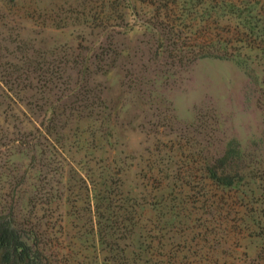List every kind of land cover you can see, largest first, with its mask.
Wrapping results in <instances>:
<instances>
[{
	"label": "rangeland",
	"instance_id": "1",
	"mask_svg": "<svg viewBox=\"0 0 264 264\" xmlns=\"http://www.w3.org/2000/svg\"><path fill=\"white\" fill-rule=\"evenodd\" d=\"M112 1L123 0H0V79L10 64L34 78L13 112L39 119L87 82L89 99L103 102L91 108L99 121L71 123L63 136L65 176L42 167L41 184L56 196L42 217L75 254L72 264H104L113 248L131 264H242L264 245V53L247 49L264 15L237 1L230 26L244 12L252 28L230 39L241 55L189 63L168 42L157 55L158 35L143 23L156 21L149 0H132L139 20L124 1L109 10L103 30L97 11ZM128 22L138 23L113 30ZM188 41L186 53L202 46ZM53 70L60 79L38 88Z\"/></svg>",
	"mask_w": 264,
	"mask_h": 264
},
{
	"label": "trees",
	"instance_id": "2",
	"mask_svg": "<svg viewBox=\"0 0 264 264\" xmlns=\"http://www.w3.org/2000/svg\"><path fill=\"white\" fill-rule=\"evenodd\" d=\"M15 1L17 5L18 2ZM123 1L121 3L112 1L109 6H106L108 2L102 3L100 11L97 12L103 30H108L112 22L107 12L118 10L122 2L125 3L124 9H130L136 20H139L136 17L138 16L137 5L132 0ZM199 1L197 5L193 0H149V4L154 8L153 16L156 21L159 20V23L147 20L143 23L154 29L158 35L157 55L164 52L167 42L168 46L171 45L173 48L171 53L174 54V58H178L180 62L187 60L193 63L198 59L209 57L233 59L241 55L230 50V39L234 36L240 38L247 28L252 29L250 28L251 15L243 16L244 12H238L240 22L235 28L230 26L232 18L228 15L237 16L236 12L240 9L235 7H239L237 1L240 0ZM241 2H244V5L247 3L258 6V12L264 15V0ZM29 8L26 7V10ZM242 19L244 22L239 25ZM186 21L192 29L191 37L182 35V22ZM179 22L182 24L180 25ZM131 25L129 22L125 25L117 23L112 27L113 30L133 28ZM220 27H223L221 32L217 30ZM188 40L201 42L202 46L186 53L184 47L187 46ZM247 49L264 53V32L258 33L256 39L250 41ZM31 72L33 71L23 66L10 64L2 71L3 81L0 79V160L3 161L0 165V184L2 185L0 186V264H72L77 260L75 254L58 242L61 235L54 230V225L51 226L49 221L46 223L42 217L45 207L56 202L54 201L56 196L47 192L41 184L42 167L47 169V177L49 168L55 174H58L60 170V175L65 176L66 166L69 165L67 160L65 163L60 160V157L64 159L62 155L65 154L61 147L63 149L66 147L61 142L63 136L67 130L73 128L71 123H76V127H82L91 120L99 121L100 114L91 108L100 106L103 102L89 99L91 91L87 89L89 88L87 82L80 88L84 89L85 94L80 92L81 96L78 97L77 85L76 88L68 90L65 88L67 92L65 90L64 92L68 96L59 98L49 105L47 104L49 98L45 96L44 91L42 99L47 107H42L44 113L39 115V119L32 116L28 118L23 110H19L21 115L16 114L13 112L11 103H21L22 95H25L29 89H35ZM47 72L44 83L38 88H46L48 83L53 84L60 79L57 74H54L57 71ZM36 82L39 84L42 81L39 78ZM49 92L46 91V94L48 95ZM60 102L63 104L58 105ZM11 118L15 123L13 126L10 122ZM105 136H108V133ZM232 152L233 150L229 151V153ZM12 166L15 167L14 170L11 169ZM91 226L92 233L96 237L99 232L95 231V224L92 221ZM101 244L106 246L103 241ZM113 244L111 248L114 247ZM111 250H114L113 257L105 259L104 264H131L130 257L125 256L124 253L122 256L118 248ZM242 264H264V245L254 257L243 261Z\"/></svg>",
	"mask_w": 264,
	"mask_h": 264
}]
</instances>
